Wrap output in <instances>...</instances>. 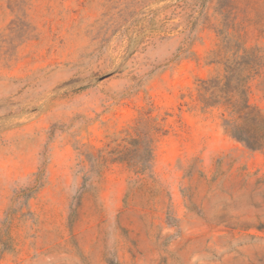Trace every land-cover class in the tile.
<instances>
[{"label": "rangeland", "instance_id": "obj_1", "mask_svg": "<svg viewBox=\"0 0 264 264\" xmlns=\"http://www.w3.org/2000/svg\"><path fill=\"white\" fill-rule=\"evenodd\" d=\"M253 48L264 113V0H0V264H264V147L198 100Z\"/></svg>", "mask_w": 264, "mask_h": 264}, {"label": "trees", "instance_id": "obj_2", "mask_svg": "<svg viewBox=\"0 0 264 264\" xmlns=\"http://www.w3.org/2000/svg\"><path fill=\"white\" fill-rule=\"evenodd\" d=\"M257 51L244 50L227 64L222 77L202 80L198 88V100L203 107H222L226 133L251 149L264 147V113L249 102V79L262 66ZM132 140L133 147L119 152L114 159L125 162L136 173L145 172L151 158H143L142 154H152V149L143 145L140 137Z\"/></svg>", "mask_w": 264, "mask_h": 264}]
</instances>
